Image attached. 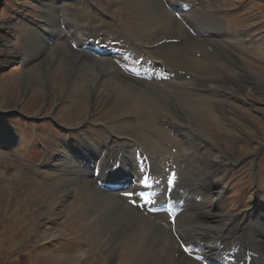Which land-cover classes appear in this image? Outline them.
I'll return each mask as SVG.
<instances>
[{"label": "bare ground", "instance_id": "bare-ground-1", "mask_svg": "<svg viewBox=\"0 0 264 264\" xmlns=\"http://www.w3.org/2000/svg\"><path fill=\"white\" fill-rule=\"evenodd\" d=\"M39 1L40 20L29 18L33 26L23 33L28 59L56 47V68L71 60L75 101L101 91L119 119L103 121L104 134L91 137L79 131L85 119L75 114L66 127L76 135L51 167L52 184L66 190L97 247L109 244V260L123 256L121 264H264V217L251 218L252 208L220 214L205 197L208 170L230 171L237 160L216 146L210 154L214 144L196 131V121L201 105L226 118L223 98L237 95L220 85L230 76L215 57L243 59L224 48L232 33L210 3L112 0L124 5L129 21L110 28L101 22L111 8L94 0ZM247 69L243 78L264 84ZM138 128L140 139L131 138ZM83 255L78 248L58 258L70 264Z\"/></svg>", "mask_w": 264, "mask_h": 264}, {"label": "rangeland", "instance_id": "rangeland-1", "mask_svg": "<svg viewBox=\"0 0 264 264\" xmlns=\"http://www.w3.org/2000/svg\"><path fill=\"white\" fill-rule=\"evenodd\" d=\"M94 1L111 8L101 24L118 28L129 21L119 2ZM197 2L210 3L226 22L232 42L246 40L240 45L244 50L231 46V41L224 47L237 52L244 63L215 57L230 76L220 85L237 94L223 98L229 118L215 107L201 105L196 121V131L214 144L208 148L210 154L216 146L237 160L230 171L208 170L205 197L220 214L252 208L251 218L259 220L264 217V84L241 75L247 77L248 68L264 79V0ZM41 13L39 0H0V264H68L69 259L58 257L69 258L78 248L84 255L70 264H121L123 256L109 260V244L97 247L91 225L75 210L66 190L52 184L51 168L62 154L63 142L76 135L66 127L75 114L85 119L79 131L98 137L104 134L103 121L119 120L114 117L115 105L101 91L75 101L67 78L71 60L56 68L60 58L56 47L48 46L45 53L28 59L31 49L24 46L23 33L33 26L29 18L40 20ZM70 44L64 40L66 47ZM139 129L130 137L139 140Z\"/></svg>", "mask_w": 264, "mask_h": 264}, {"label": "snow or ice", "instance_id": "snow-or-ice-1", "mask_svg": "<svg viewBox=\"0 0 264 264\" xmlns=\"http://www.w3.org/2000/svg\"><path fill=\"white\" fill-rule=\"evenodd\" d=\"M144 183H147V181L145 180ZM185 251H187V248H185Z\"/></svg>", "mask_w": 264, "mask_h": 264}]
</instances>
